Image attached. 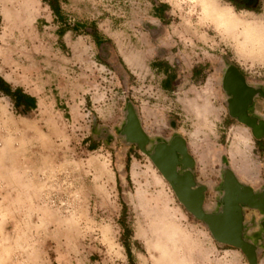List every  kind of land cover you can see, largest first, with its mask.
Instances as JSON below:
<instances>
[{"label":"rangeland","instance_id":"rangeland-1","mask_svg":"<svg viewBox=\"0 0 264 264\" xmlns=\"http://www.w3.org/2000/svg\"><path fill=\"white\" fill-rule=\"evenodd\" d=\"M59 1L62 24L43 0H0V76L36 99L24 111L0 93V264H151L142 240L167 231L185 264H249L123 130L133 113L147 150L184 138L211 202L224 170L264 191V149L228 116L221 84L233 65L264 86V60L242 57L212 19L228 11L264 24V0ZM77 23L86 26L60 34ZM244 227L264 264V212H247Z\"/></svg>","mask_w":264,"mask_h":264},{"label":"flooded vegetation","instance_id":"flooded-vegetation-1","mask_svg":"<svg viewBox=\"0 0 264 264\" xmlns=\"http://www.w3.org/2000/svg\"><path fill=\"white\" fill-rule=\"evenodd\" d=\"M232 67L236 66L229 65L225 69L221 80L222 89L226 95V110L228 116L241 124L243 122L247 123L249 126L246 124L243 125L248 129L251 136L254 138L257 136L258 139H255L258 142H261L259 148L263 150L264 86L250 83L241 69L236 67L237 71H234ZM224 85L226 88H224ZM138 128L144 137L142 149L146 150L150 160L151 157L156 156L158 148L164 147L165 154L162 157L158 155V159H160L164 166L170 171H174L177 177H180L181 180L182 177L191 178L187 183L196 184L194 189L196 191L199 190V193L202 195L201 209L203 212L211 215H223L224 211H226V213H228L227 215H229L226 220L235 226H238L239 221L240 237L243 241L248 242L245 237L244 227L246 214L247 212L254 211L261 213L264 212V191L258 190L246 182L239 180L233 173H231V171L224 170L219 185L220 196L217 201L213 200L214 202H211L206 197V194L208 193L207 182L199 179V176L195 171L196 165L194 164L192 154L185 139L174 135L168 140L164 139L152 143L149 150H147L146 148L151 143V139L143 133L139 124ZM224 217H226V214ZM226 238L223 237L221 239ZM214 240L216 239L214 238ZM216 241L222 245L231 247L224 242ZM248 244L253 248L255 253L256 246L254 244ZM232 248L240 250L236 247Z\"/></svg>","mask_w":264,"mask_h":264},{"label":"water","instance_id":"water-1","mask_svg":"<svg viewBox=\"0 0 264 264\" xmlns=\"http://www.w3.org/2000/svg\"><path fill=\"white\" fill-rule=\"evenodd\" d=\"M240 1L245 6L255 7L256 0H234ZM234 71H237L236 67H232ZM224 88L225 85H224ZM246 124L247 123H242ZM249 126V125H248ZM123 134L126 138L132 142H137L141 148H143V134L138 128V122L133 113H130L128 116V122L124 127ZM255 136V135H254ZM256 139L257 136H255ZM165 154V148L161 147L157 149L156 156L151 157L152 162L162 175V177L170 184L174 194L178 198L179 202L184 206V208L191 213L195 218L202 221L208 227L212 236L220 241L224 242L226 245L231 247H236L246 255L250 264H256V257L254 254L253 248L245 241L241 239L240 234V225L238 221V226L230 224L226 218V211L224 214L211 215L203 212L201 209L202 195L199 193V190H195V183H187L191 178L189 177H177L174 171H170L167 167L164 166L163 162L158 159V155L162 157ZM167 154V152H166ZM232 173V172H231ZM252 201V200H251ZM226 214V217H224ZM232 222V221H231ZM227 237L226 239H221Z\"/></svg>","mask_w":264,"mask_h":264},{"label":"bare ground","instance_id":"bare-ground-1","mask_svg":"<svg viewBox=\"0 0 264 264\" xmlns=\"http://www.w3.org/2000/svg\"><path fill=\"white\" fill-rule=\"evenodd\" d=\"M212 19L215 21V29L238 39L237 48L242 57L264 60V24L247 21L228 11L217 12ZM142 241L151 264H185V248L178 233L167 231L163 236Z\"/></svg>","mask_w":264,"mask_h":264},{"label":"trees","instance_id":"trees-1","mask_svg":"<svg viewBox=\"0 0 264 264\" xmlns=\"http://www.w3.org/2000/svg\"><path fill=\"white\" fill-rule=\"evenodd\" d=\"M44 3L47 4V6L50 8L52 15L54 17V20L58 24H62L64 21L63 13L60 5L59 0H43ZM165 5H160V7H157V10H160L161 8H164ZM154 17L160 19L159 13H154ZM1 21V16H0ZM86 25H83L82 23H77L75 27L72 29L63 28L60 31V34H64L68 30H74L75 32H78L81 28L85 27ZM92 32L87 33L97 46H100L101 39L103 40L102 35L97 30L95 24H92ZM173 76L168 75L165 83L164 88L168 89L169 84L167 82H171ZM0 93L4 94L7 97H10L13 100V105L16 109H23L24 111H30L36 108V99L26 93L20 88H16L14 90L11 89L10 85L0 76Z\"/></svg>","mask_w":264,"mask_h":264}]
</instances>
